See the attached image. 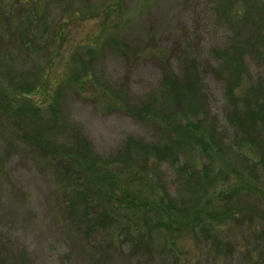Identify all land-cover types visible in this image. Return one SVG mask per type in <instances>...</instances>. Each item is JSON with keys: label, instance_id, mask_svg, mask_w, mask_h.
<instances>
[{"label": "rangeland", "instance_id": "rangeland-1", "mask_svg": "<svg viewBox=\"0 0 264 264\" xmlns=\"http://www.w3.org/2000/svg\"><path fill=\"white\" fill-rule=\"evenodd\" d=\"M112 38L117 47L109 44ZM263 38L264 0H0V263L264 264L262 173L245 176L261 189L239 188L231 195L239 185L234 175L194 192L187 172L165 160L154 166L156 176H147L162 189L147 192L136 206L119 194L77 203L68 165L57 175L50 156L23 141L21 132L30 123L18 120L20 126L14 127L10 116L11 108L26 99L48 116L55 89L65 79L59 110L96 155L108 158L130 137L156 142L160 131L158 124L137 121L117 108L95 75L123 89L132 102L140 101L158 88L167 64L179 74L188 60L197 59L210 91L209 121L228 129L231 139L226 84L215 71L217 50H232L249 39L245 64L255 83L264 82ZM74 54L90 65L81 86L68 81ZM53 135L59 142L69 138ZM254 155L246 156L254 161ZM233 156L224 162L214 158L212 164L190 151L181 154L179 165L193 160L215 177L222 168L239 170ZM126 175L122 171L121 178ZM138 189L137 184L132 188ZM162 197L164 204L171 198L192 214L202 209V215L166 228V215L152 208ZM146 202L152 204L141 205ZM105 211L109 215L103 220Z\"/></svg>", "mask_w": 264, "mask_h": 264}, {"label": "trees", "instance_id": "trees-1", "mask_svg": "<svg viewBox=\"0 0 264 264\" xmlns=\"http://www.w3.org/2000/svg\"><path fill=\"white\" fill-rule=\"evenodd\" d=\"M197 34L198 40H201L199 31ZM250 43L252 42L246 39L242 43H236L232 50H217L219 56L215 71L226 84L225 93L231 106L226 121L229 129L233 131L231 139L227 135L228 129H221L216 121H209L210 91L197 59L188 60L179 74L167 68V64L158 88L140 101L132 102L123 89L112 86L101 74L95 75L102 89L112 95L113 104L117 108L124 110L137 121L158 124L160 131V138L156 142L130 137L122 150L108 158L96 155L89 140L79 129L70 125L59 110V98L65 79L55 89L54 100L48 105V116H42L40 107L27 99L11 108L10 116L15 119L14 127L20 126L18 120L30 123L32 127L21 132L23 141L44 150L46 157L50 156L56 163L57 175H61L62 166L68 165V185L72 187L74 201L77 203L86 204L89 200L95 203L107 196L106 194H119L127 205L136 206L135 200L140 202L143 197L141 200L144 201L147 192L152 194L153 191L157 193L159 188L162 189L161 185L156 188L151 182L152 179L147 176H156L154 166L165 160H170L182 173L187 172V184L194 192L208 189L213 180L224 182L234 175L239 185L235 186L233 193L229 192L231 195L239 188L244 191L251 190L258 186L252 187L245 176L248 174L257 178L255 176L259 174L258 177H261L262 173L264 177V82L255 83L245 64L244 53ZM109 44L118 46L115 38ZM92 50L90 48L88 54L93 55ZM72 57L68 81L81 86L89 76L90 65L79 54ZM90 76H93V72ZM30 91L27 86V92ZM7 107L8 105L4 109L7 110ZM53 133L62 137L69 135V138L59 142L56 136L51 138ZM190 151H198L212 164L215 159L224 162V158H235V154L240 171L236 168H222L214 177L209 174L208 167L199 169L193 160L179 165L181 154ZM232 151L234 153L231 156ZM249 152L255 154L257 159L252 161L247 158ZM116 167L121 170L117 172ZM122 171L127 173L124 179L121 178ZM136 184L139 189L134 191L132 188ZM154 200L152 208L156 214H165L168 218L166 223L162 221L166 228L177 227L178 222L184 218L192 217L195 222L202 215V209H196L192 214L190 210L180 208L171 198H168L166 204L164 197ZM147 204L152 203L141 205ZM105 212L100 214L103 220L109 215ZM175 212L177 214L174 216Z\"/></svg>", "mask_w": 264, "mask_h": 264}]
</instances>
